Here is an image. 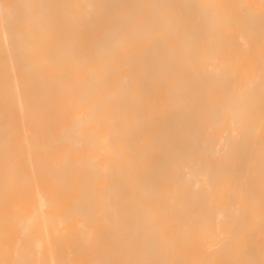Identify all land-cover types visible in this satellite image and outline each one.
I'll return each mask as SVG.
<instances>
[{
    "label": "bare ground",
    "instance_id": "obj_1",
    "mask_svg": "<svg viewBox=\"0 0 264 264\" xmlns=\"http://www.w3.org/2000/svg\"><path fill=\"white\" fill-rule=\"evenodd\" d=\"M0 91L46 120L51 238L8 246L1 191L0 264H264V0H0Z\"/></svg>",
    "mask_w": 264,
    "mask_h": 264
},
{
    "label": "rangeland",
    "instance_id": "obj_2",
    "mask_svg": "<svg viewBox=\"0 0 264 264\" xmlns=\"http://www.w3.org/2000/svg\"><path fill=\"white\" fill-rule=\"evenodd\" d=\"M11 91H0V93H10ZM22 101L16 99L11 100L6 97H0V124H3V118L8 117L11 125H7L6 132L14 131L15 137L11 139V146L18 152L19 158L16 167L17 184L10 189L0 185L1 191H8L10 195L8 199L15 201L17 209L14 214L19 216L21 222L15 226L13 218L10 216L11 212L5 213L3 217V223L8 225L9 237L8 246L11 248L26 247L34 248L36 243L40 242L42 248L49 246L51 238L47 233V216L44 215L42 221L38 223V226L32 224L29 228L25 226L28 224L25 220L29 217H35L39 214L43 197L46 196L49 190V181L46 177L48 172V137H47V123L46 120L43 123V137L41 142L42 147H38L39 140V118L38 112H33L25 120L17 121L14 118L17 113L24 114L27 110V105L30 100H26L24 104ZM11 115H10V113ZM30 113V112H29ZM28 113V114H29ZM16 114V115H15ZM44 116V115H43ZM46 118V115H45ZM44 118V119H45ZM8 146V145H6ZM2 146L0 147V159H1ZM53 153V150H52ZM52 163V157H50ZM51 187H54V183L51 182ZM45 212V209H43ZM1 217V216H0ZM2 222V221H1ZM39 250V247L36 248Z\"/></svg>",
    "mask_w": 264,
    "mask_h": 264
}]
</instances>
